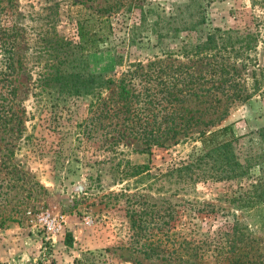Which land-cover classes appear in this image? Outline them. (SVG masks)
<instances>
[{"label":"rangeland","instance_id":"374dc122","mask_svg":"<svg viewBox=\"0 0 264 264\" xmlns=\"http://www.w3.org/2000/svg\"><path fill=\"white\" fill-rule=\"evenodd\" d=\"M190 73L230 74L249 97L202 137L150 142L179 120L166 91ZM262 130L250 0H0V264L264 260Z\"/></svg>","mask_w":264,"mask_h":264},{"label":"trees","instance_id":"16d2710c","mask_svg":"<svg viewBox=\"0 0 264 264\" xmlns=\"http://www.w3.org/2000/svg\"><path fill=\"white\" fill-rule=\"evenodd\" d=\"M250 3L252 8L259 7L264 10V0H250ZM94 37L95 36L89 35L82 29H80V50L82 54L92 53L93 50L96 49L97 45ZM197 47L202 49L201 51H203L207 46L202 44L198 45ZM232 47L233 44L231 48ZM203 58L206 59L208 57L206 56ZM205 74H186L185 77L181 80L182 90L180 89L179 91L174 93L172 91H166L168 102L176 103V105H171L175 107L173 111L177 110V116L179 115V118L177 119L179 120H167L169 125L162 131L160 135L151 139L150 142H153L154 144L165 145L166 143L172 141V138L178 135L187 137L189 130L193 126H195L196 128L198 127L195 131V134H197L198 137H202L209 128L215 126L216 122L225 117L227 108L231 103L243 102L248 99L249 95H246L244 92H237L235 91V89L230 88V86H226L229 85L230 82H232V76H230V74H226L225 77H221V75L223 74H219L217 75V77H212L210 79H207V76ZM207 83L213 84L210 87H206L205 85ZM128 94L129 91L125 93L124 99L126 100V102L130 103L131 100H129L128 98H131L133 95L131 94V96L130 94ZM155 94L156 91L154 93H151L147 97L149 98V100L155 99ZM222 102H224L225 108L218 113L217 110L221 106ZM192 103L199 106V109H193L195 105L192 106ZM209 108L213 110L212 114L217 113L215 118H212V115L205 118V113ZM199 110H201L199 117H195L193 113H197ZM173 111L170 113V115L173 114ZM156 131L159 132L160 129L157 128ZM261 133H264V130H262ZM225 158L227 159V165H237L236 162L230 161L227 156ZM230 172H232L234 176L237 175L235 168L231 169ZM217 174H219V171H217V173H214L213 176H216ZM202 177H204V175H202ZM246 247L248 246L246 245ZM251 252L252 248H244L243 252L237 251L235 249L231 252L232 256L228 258L227 264H264V260H259L262 255H260L259 258H256L254 254H251Z\"/></svg>","mask_w":264,"mask_h":264}]
</instances>
